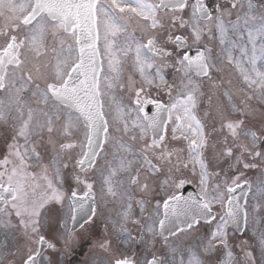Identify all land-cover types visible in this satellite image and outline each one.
Listing matches in <instances>:
<instances>
[{"label":"snow or ice","instance_id":"obj_1","mask_svg":"<svg viewBox=\"0 0 264 264\" xmlns=\"http://www.w3.org/2000/svg\"><path fill=\"white\" fill-rule=\"evenodd\" d=\"M189 6V0H0V122L13 121L18 125L13 140H24L23 152L18 143L8 146L18 162L9 161L8 157L0 159V232L4 237L0 254H6L11 246L19 253V264H53L51 254L62 250L58 245L68 248L76 239L77 227L87 230L95 222L99 197L101 201L119 202L112 223L121 232L127 230L128 223L140 227L139 244L144 245L139 253L113 251L106 235L98 247L110 253V259H102L100 264H237L228 244V229L241 219L247 226L249 205L247 193L241 204L236 192L247 187L255 200L251 210L259 214L264 212V181L258 182L254 191L248 181L241 183V176L234 177L230 184L227 178L223 184H209L213 175L220 179L223 169L215 174L207 170L204 152L209 140L195 115L200 86L193 83L192 76L212 79L210 73L222 57L223 62L235 67L243 83L244 106L230 103V110H218L223 140L215 147L218 157L232 159L244 169L264 164V126L258 129V135L247 123L248 101L264 102V0H224L211 6L206 0H195L188 19L178 15ZM209 22L213 27H208ZM169 25L188 31V36L170 34ZM213 29L222 46L216 57L208 47H197L195 55L186 50L191 47L190 39L199 42L206 31L211 33ZM138 30L145 34L138 36ZM229 33L241 40L246 38V42L230 39ZM101 36L108 57L107 70L100 49ZM169 42L174 45L171 50ZM237 49L239 58L233 55ZM130 56L131 67L142 78L133 103L137 119L131 123L124 119L123 127L117 126L115 131L139 129L138 134L132 135L133 140L143 142L139 151L111 136L102 100L114 86H122L117 83L119 71L122 61ZM48 57L51 59L44 63ZM169 60L173 63L169 64ZM169 67L175 68L177 74L183 73L187 81L181 80L178 98L170 105L158 99L142 100L143 84L152 85L157 78L164 83L163 72ZM166 87L171 96L172 86ZM225 95L231 102V93ZM147 104L156 108L152 116L145 112ZM127 111L118 106L116 118ZM140 113L144 115L141 117ZM169 121L175 124L172 140H177L180 133L187 142L189 158L200 167V194L185 197L179 189L186 181L173 180L175 191L167 189L166 198L153 194L155 209L141 223V218H131L130 189L139 185L147 194L153 177L171 163L176 150L169 147L165 137ZM81 123L83 135L78 143H59L61 151L78 149L80 158L75 163L81 171L99 168L98 158L105 159L106 145H113L116 153L101 171L98 193L93 183L77 177L86 190L83 195L72 191L66 197L56 186L58 167L51 179L43 177L46 184H38L39 178L26 170L25 157L31 152L39 159L36 149L28 147L30 138L45 131L51 138L59 131L62 139H70L73 126ZM149 132L150 143L146 139ZM53 163H59L58 154ZM121 175L126 179H121ZM138 203L141 213L146 211V201L141 199ZM216 205L223 211L214 212ZM259 221V258L252 250L245 251V264H264V217H259ZM203 227L211 231L202 235ZM15 232L22 233L23 247L9 240ZM189 234L192 242L182 245L180 238ZM157 237L164 240V251L159 255L154 243ZM0 264H4V259H0Z\"/></svg>","mask_w":264,"mask_h":264},{"label":"flooded vegetation","instance_id":"obj_2","mask_svg":"<svg viewBox=\"0 0 264 264\" xmlns=\"http://www.w3.org/2000/svg\"><path fill=\"white\" fill-rule=\"evenodd\" d=\"M220 52V49H217V54ZM237 50H234L233 52V55H235L237 57ZM217 56V55H216ZM220 64H223L222 67L226 66L227 68H232V66L228 65L227 63L223 62V57H222V60L220 61ZM133 83L132 81H130L127 86L125 87V92H128L127 94L128 95H131L130 91L133 87ZM126 94V96H127ZM161 96V92H153L151 90H148V91H145L144 93L141 94V99L142 100H146V99H158V97ZM127 100L132 104L133 106V103L136 99V96L134 95L133 96V101H131L128 97H126ZM161 101H163L161 99ZM164 102V101H163ZM129 103L127 102L126 103V106L128 105ZM149 104L145 105V109L146 107L148 106ZM135 109V108H134ZM136 111V110H135ZM134 111V113H135ZM128 113V121L130 122L131 118H132V114L130 111H127ZM143 113H140V116L142 115ZM137 119V113H136V118ZM135 131L139 132V129H135ZM223 140V139H222ZM139 143H142V141H139ZM174 149V148H172ZM211 158H206V156H204L205 158V162L206 164H208V168H210L211 170L213 169L214 171V174L215 173H221V169H223V172L221 173V176L223 174L225 175H228L230 178H234L237 176V166L235 165L234 161L232 159H228V158H223V157H218V150L215 151V152H212L211 154ZM179 154L178 152H175L173 153L172 157H171V162L173 163V166H171L170 164H167L164 165L163 167V170H162V180L160 182H158V187L160 190H163L165 189L166 187L171 188V190L173 191L174 189V184L172 183L173 180H176L177 181V178H174L173 176H171L170 174V169H171V172H173V169L176 171V173H178L177 169H175L174 164L175 162L178 163L179 161ZM216 165L215 168H213V165ZM231 165V167H230ZM224 168H228L229 169V172L228 171H225ZM191 170V168L189 169ZM165 181H167V184L165 183ZM71 187V186H69ZM154 210V209H153ZM217 211L220 212L221 209H219V206L217 207Z\"/></svg>","mask_w":264,"mask_h":264},{"label":"rangeland","instance_id":"obj_3","mask_svg":"<svg viewBox=\"0 0 264 264\" xmlns=\"http://www.w3.org/2000/svg\"><path fill=\"white\" fill-rule=\"evenodd\" d=\"M210 1V3H211V5L214 3V1L215 0H209ZM191 4H192V2L189 4L190 6H189V8L186 10V14H191ZM2 23H3V21H0V25H2ZM208 27H213V23L212 22H209V24H208ZM190 31V30H189ZM183 35L185 34L186 36H188V31H182L181 32ZM211 37V38H210ZM215 39V35H214V33H209V32H205V34H203V36H202V38H201V40L199 41L200 43H202V42H205V41H207V40H209V43L212 41V40H214ZM190 42L192 43V44H196L197 42H194L193 40H191L190 39ZM50 43H51V41H50ZM100 48H101V51H102V59L105 61V65H104V67H105V69L107 70V63H106V59H105V53H104V46H103V36H101V41H100ZM31 58V57H30ZM237 71V70H236ZM236 71L235 70H232L231 71V73H230V76L231 75H235V73H236ZM223 72H227L225 69H223ZM217 73H219V72H217ZM103 75H104V73H102L101 74V76L103 77ZM179 77H182L184 74L183 73H180V74H177ZM183 79H185L184 78V76H183ZM185 81H186V79H185ZM187 82V81H186ZM243 88V86H238L237 87V91L240 89V88ZM61 123H63V121H61L59 124H61ZM12 124H13V126H14V129H15V127L17 126V124H15L14 122H12ZM5 125L10 129V133L12 134L15 130H13V128H10L9 127V123L7 122V123H5ZM74 126H76V127H74ZM73 126V128H72V132H73V135L72 136H74V135H77V137H78V133H80V134H82L83 133V128L80 126V125H74ZM46 133V131L45 132H43V133H40V134H38V135H35L34 137H32V138H30V139H32L33 141H36V140H43L44 139V134ZM18 139H22V138H18ZM43 144H44V149H48L49 148V145L46 143V142H43ZM37 152L40 154V153H42V151H43V149L42 148H40L39 146L37 147ZM254 174H255V177H254V184H253V186H252V188H253V191L255 190V188H256V185H257V183L258 182H261V181H264V165H261L258 169H254ZM161 178H162V176H161V174L160 175H158V176H154L153 177V179L151 180V182H153V184L154 183H156V182H158V181H160L161 180ZM251 200H252V202L250 203L251 205L252 204H255V200L252 198V195H251ZM251 208V207H250ZM255 216H256V214H255ZM259 223V224H258ZM261 226V222L255 217L254 218V220L252 221V223H250V225H249V229H250V232L254 235V232L256 233V235H254V255L257 257V259L259 258V245H258V237H259V233H258V231H257V229L259 228ZM182 240L180 239V242H181ZM93 242H94V246H96L97 245V241H96V239L94 238V240H93ZM53 264H56L55 262H53Z\"/></svg>","mask_w":264,"mask_h":264}]
</instances>
